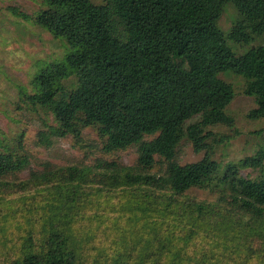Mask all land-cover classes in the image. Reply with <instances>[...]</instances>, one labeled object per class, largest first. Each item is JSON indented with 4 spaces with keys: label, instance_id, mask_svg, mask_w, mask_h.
Returning a JSON list of instances; mask_svg holds the SVG:
<instances>
[{
    "label": "trees",
    "instance_id": "1",
    "mask_svg": "<svg viewBox=\"0 0 264 264\" xmlns=\"http://www.w3.org/2000/svg\"><path fill=\"white\" fill-rule=\"evenodd\" d=\"M42 2L35 22L66 52L25 93L56 121L40 142L96 126L107 152L133 146L138 155L134 165L97 159L18 179L28 158L0 141V264H264V173L222 170L208 153L175 159L183 134L199 151L207 126L232 121L234 92L220 72L245 77L257 104L250 116L264 115V0ZM228 3L238 18L224 32ZM258 38L242 54L227 44ZM263 160L259 151L242 165L263 171ZM193 188L215 198L191 197Z\"/></svg>",
    "mask_w": 264,
    "mask_h": 264
},
{
    "label": "rangeland",
    "instance_id": "2",
    "mask_svg": "<svg viewBox=\"0 0 264 264\" xmlns=\"http://www.w3.org/2000/svg\"><path fill=\"white\" fill-rule=\"evenodd\" d=\"M104 3V0H91ZM46 6L42 0H0V141L16 153L25 154L28 166L16 177L27 178L29 170L54 169L70 165H92L98 160H114L125 165H134L137 159L135 147L106 151L104 139L96 126L80 130L77 139L73 133L62 136L50 134V144L39 140L41 131L47 126H56L52 113L45 107L33 105L25 93H33L32 79L46 64L61 59L66 47L61 39L54 37L35 22L37 14ZM12 8L26 13L19 16ZM238 13L231 3L224 6L218 26L227 32ZM262 43L255 39L248 44H227L235 54H242L250 47ZM219 77L233 88V98L225 111L230 123L211 124L205 128L210 132L206 147L197 151L187 135L180 138L176 146V161L180 164L196 162L208 153L223 170L234 165L239 175L256 178L264 173L252 166L242 165L245 159L264 152V115L252 117L250 111L257 107L255 96L244 92L247 79L232 71L220 72ZM65 88L76 86V78L70 76L62 81ZM198 120L194 117L187 123ZM155 136V135H154ZM148 136L147 138H152ZM1 149V147H0ZM159 159V157H157ZM161 163L152 169L158 172ZM198 200H212L215 193L207 189L193 188L186 192Z\"/></svg>",
    "mask_w": 264,
    "mask_h": 264
}]
</instances>
